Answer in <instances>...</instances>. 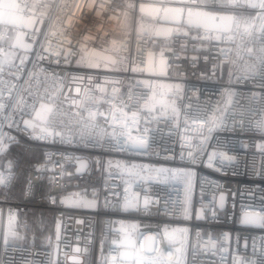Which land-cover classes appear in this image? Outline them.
<instances>
[{
  "label": "built area",
  "instance_id": "built-area-1",
  "mask_svg": "<svg viewBox=\"0 0 264 264\" xmlns=\"http://www.w3.org/2000/svg\"><path fill=\"white\" fill-rule=\"evenodd\" d=\"M30 2L44 15L34 34L20 29L30 49L10 42L17 35L10 28L0 41L3 53H15L0 85V124L14 138H5V152L20 142L46 150L24 169L21 198L13 192L18 172L0 155V172L10 176L0 186V264H137V254L141 264L156 255L167 264H264V227L241 224L264 208V131L256 128L264 120V75L245 71L262 46L257 0H228L236 6L220 12H206L201 0L176 2L181 15L168 37L156 36L160 16L142 14L143 0ZM198 24L239 35L209 38ZM69 41L99 53V66H78L79 51L57 65L49 53L68 51ZM149 101L158 102L152 111ZM41 104L52 112L25 130ZM212 114L223 123L209 133L202 123ZM86 129L103 130V145L82 139ZM138 137L145 147H132ZM80 159L88 167L75 175ZM44 175L49 191L36 193ZM125 198L133 205L127 211ZM75 200L94 207L72 206ZM32 207L53 213V230L40 243L25 219Z\"/></svg>",
  "mask_w": 264,
  "mask_h": 264
},
{
  "label": "snow or ice",
  "instance_id": "snow-or-ice-1",
  "mask_svg": "<svg viewBox=\"0 0 264 264\" xmlns=\"http://www.w3.org/2000/svg\"><path fill=\"white\" fill-rule=\"evenodd\" d=\"M41 5L37 2H30V0H14V3L12 7L15 10V19L11 21H5V20H0V41H3L5 38V30L6 29H11L15 30L17 32V37H16V45L19 46L25 50L30 49V45L23 43L22 40V35L20 34V29H25V28H33V34L37 31H39L38 28H34V25L38 22H43L44 20V15L43 13H40L37 15V9ZM236 4L234 3H229L228 0H212V2H209V0H201L200 3V8L207 9L206 12H220L226 7H235ZM253 7H259L261 9H264V0H257V3L252 5ZM78 7V5H76ZM98 7H103V4H99ZM129 7H133L132 5H129ZM264 20V17L261 18ZM213 21L215 22V18H213ZM189 23H192L191 20H189ZM198 26H202L205 29L206 34L209 36V38H212V33L215 32V38L217 39H235L236 36L239 35V33L233 34L231 30H224L221 28H211L208 26H205L203 24H198ZM255 28V26H254ZM145 32H147V29H144ZM255 31H259L261 34V47L256 50L255 53V59L257 61V64L248 66L246 68V73L255 75L257 68H259L260 72L262 75H264V22H262L259 26L258 29H255ZM246 35L252 36L253 31H248L246 30L245 32ZM156 35H167V32H156ZM69 43V50L65 51L64 49H60L55 52H50V56H54L56 58V63L59 65L60 63V57L63 55L65 62H69V57L76 55L77 51L80 53V58L77 60V65L81 67H95L99 66V62L103 57L94 50H89L86 45H84L82 42L78 41L77 45H73L70 41ZM13 46V47H15ZM41 48H44V45L41 44ZM113 51H116L115 48L112 49ZM44 51H48V49L44 48ZM104 51H108L105 49ZM249 55H253V49H248L247 50ZM15 58V53L14 52H9V53H3L2 49H0V85L5 84L6 82L3 79V73L5 71V68H11L13 67L12 61ZM39 59H45V56L41 53L38 54ZM23 58H21V63H23ZM115 62V61H113ZM11 74V73H10ZM3 99V93L0 92V112H2L5 108V104L2 102ZM155 103H158L156 101H149L145 103V108L148 109V111H152ZM161 103V108L166 109L167 105ZM35 111V109H34ZM52 109L51 108H46L45 105L41 104L40 106V111H36V115L33 120H25L23 121L25 125V130L32 128L35 129L39 125L36 123V121H46L47 120V115L46 113H51ZM91 115V113H90ZM7 119L11 120V117H6ZM223 119L221 117H217L215 114H212L208 117L206 121L202 123L203 124H208V132L211 133V131L218 125L222 124ZM11 127V125H9ZM3 125L0 124V155H2L5 150H6V145L4 143L5 138H7L9 141H12L14 138L11 136H8L6 133L3 132L2 130ZM256 128L257 130L264 131V120L257 121L256 123ZM49 134L47 127H41V137L40 138H46V136ZM56 135H61L60 133H55ZM81 138L85 139L88 138L89 142H92V137L94 136L95 138V145L94 146H102L103 142L105 140V133L103 130L99 132H89L87 129L81 132ZM62 139H64L62 137ZM119 143V141H117ZM146 145V137H138L132 144V147L134 148H143ZM213 156L216 155V153L212 154ZM189 156H192L191 151L189 152ZM212 157H209V160H211ZM81 168L86 167L85 164L81 163L80 165ZM135 167V166H133ZM9 168H11V163L9 164ZM160 171H168L161 169ZM131 174V173H130ZM177 175L183 176L185 173L183 172H178L175 173ZM190 175V173L188 174ZM10 179V176L6 177L2 172H0V186H3L6 184V182ZM225 200L224 196L220 197V202H221V207H223V201ZM53 202H55L53 200ZM147 206V201H145V207ZM133 207L131 202L125 198V203H124V210H130ZM138 210V209H137ZM185 212H187V209H185ZM10 221L12 220V217H9ZM241 224L242 225H259L260 227H264V208L261 209V212L255 215H250V214H245L242 219H241ZM12 235H15L13 232ZM126 239H127V246L135 249V245L132 243L130 239V235L126 234ZM5 244L7 245V235L5 236ZM79 251V249H77ZM158 251V250H154ZM137 264H141L140 260V255L137 254L135 257ZM149 264H167L166 261L162 258V255H156L152 257L149 260ZM252 264H255L253 261Z\"/></svg>",
  "mask_w": 264,
  "mask_h": 264
},
{
  "label": "trees",
  "instance_id": "trees-1",
  "mask_svg": "<svg viewBox=\"0 0 264 264\" xmlns=\"http://www.w3.org/2000/svg\"><path fill=\"white\" fill-rule=\"evenodd\" d=\"M45 150L46 149L43 145L32 142H20L11 145L5 152L3 159L12 163L18 172L17 183L13 189V192L17 197L22 195L25 181V175L23 173L24 169L29 164L41 162ZM49 188L47 176L44 175V181L41 187L37 189L36 193L45 194L49 191ZM25 219L30 226V231L35 234L36 243H40L41 239L44 236L49 235L53 230V213L47 209L32 207L25 215ZM38 220H40V226H38Z\"/></svg>",
  "mask_w": 264,
  "mask_h": 264
},
{
  "label": "crops",
  "instance_id": "crops-1",
  "mask_svg": "<svg viewBox=\"0 0 264 264\" xmlns=\"http://www.w3.org/2000/svg\"><path fill=\"white\" fill-rule=\"evenodd\" d=\"M185 0H143L139 10L142 14L155 17L160 16V20L156 23L154 28V33L156 32H167V35H156L158 37H168L171 36L174 30L178 27L179 15L175 9H173L172 5L176 2H183ZM14 1L13 0H0V20L11 21L15 19V10L12 7ZM40 24L36 23L34 28H39ZM33 28H25V30H32ZM22 31V32H23ZM22 35L23 43L27 44L28 40L25 37V32L20 33ZM16 37L14 33L11 35L10 42L16 45ZM19 47V46H18ZM18 198H21L18 197ZM86 201L75 200L70 202L72 206L81 205L86 206Z\"/></svg>",
  "mask_w": 264,
  "mask_h": 264
},
{
  "label": "water",
  "instance_id": "water-1",
  "mask_svg": "<svg viewBox=\"0 0 264 264\" xmlns=\"http://www.w3.org/2000/svg\"><path fill=\"white\" fill-rule=\"evenodd\" d=\"M81 163L85 164L86 167L81 168L80 167ZM74 166H75L74 167V174L75 175H78L80 173L83 174L85 172V170L87 169V167H88V162L85 159H80V160H77V161L74 162Z\"/></svg>",
  "mask_w": 264,
  "mask_h": 264
},
{
  "label": "rangeland",
  "instance_id": "rangeland-1",
  "mask_svg": "<svg viewBox=\"0 0 264 264\" xmlns=\"http://www.w3.org/2000/svg\"><path fill=\"white\" fill-rule=\"evenodd\" d=\"M151 59V58H150ZM153 61H154V59H153ZM153 63V62H152ZM23 125H24V123H23ZM24 127H25V125H24ZM93 207H94V201H92V200H88V202L86 203V206L84 207V208H87V209H93Z\"/></svg>",
  "mask_w": 264,
  "mask_h": 264
}]
</instances>
